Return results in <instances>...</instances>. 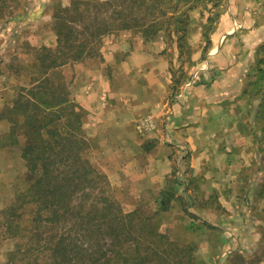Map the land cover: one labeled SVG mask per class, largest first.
Segmentation results:
<instances>
[{
    "label": "rangeland",
    "instance_id": "obj_1",
    "mask_svg": "<svg viewBox=\"0 0 264 264\" xmlns=\"http://www.w3.org/2000/svg\"><path fill=\"white\" fill-rule=\"evenodd\" d=\"M73 1L0 0V264H56L52 251L44 248V239L35 242L25 229L32 208L23 210L21 225L24 227L20 231L10 229L4 220L7 215H3V210L14 201L18 190L29 184L20 155V146L26 138L19 130L17 145L12 137L5 136L11 126L5 107L15 97L19 86L29 88L32 84V73L37 69L31 65L36 61L40 47L48 42L51 48L55 47L54 29L60 26V17L56 16L58 10L72 8ZM187 13L189 18L183 40H178L181 34L176 35L171 30L172 25L147 39L137 31H116L104 35L96 43L95 51L101 53L100 57L84 60L85 63L99 62L104 52L111 55L121 52V55L120 49L123 47L126 52L134 41L153 42L154 51L168 62L169 100L171 96L180 99L189 87L211 82L217 75L216 70L221 81L231 79L226 86L234 96L238 97L235 93L240 90L245 92L238 101L242 118H238L237 123L234 121V126L239 129L236 128V132L232 129L233 135L228 133L225 137L227 141L235 139L239 145L236 156L240 159L232 180L227 177L229 181L221 180V184L212 189L208 185L202 186L195 193L199 181L192 178L194 168H198L197 160L193 162L194 151L186 142L168 138L166 145L175 149L171 183L177 187L176 193L183 192L187 200L190 197V202L195 195L204 207L190 212L183 205L186 224L192 233L178 229L175 225L178 221L173 218L165 222L154 215V220L159 223L160 233L166 232L176 243L192 247L197 264H264V0H198ZM89 24L91 19L85 17L67 21L64 27L71 25L72 30L78 32L82 27L91 28ZM217 57L223 60H216ZM85 63L71 62L60 68L74 101V81L85 70ZM220 70L224 74H220ZM226 71L231 75L227 76ZM57 114L52 124L62 125L64 121ZM162 118L157 127L149 119L152 127L146 130L160 129L161 122L164 127L167 119ZM69 128L73 130V126L69 125ZM83 135L91 159L92 148L99 145L92 129H84ZM246 159H250V165H244ZM109 189L112 197L120 202L110 183ZM180 220L184 222V219ZM41 230L46 239L58 232L49 224H44ZM180 235H185L189 242ZM146 247L143 244L140 248L146 251ZM156 248L158 251L167 249L163 244Z\"/></svg>",
    "mask_w": 264,
    "mask_h": 264
},
{
    "label": "trees",
    "instance_id": "obj_2",
    "mask_svg": "<svg viewBox=\"0 0 264 264\" xmlns=\"http://www.w3.org/2000/svg\"><path fill=\"white\" fill-rule=\"evenodd\" d=\"M197 1L74 0L72 8L58 10L55 47H40L31 65L37 69L32 84L19 86L7 103L11 126L5 136L17 145L19 130L26 138L20 155L29 184L3 210L4 220L10 229L20 231L23 210L32 208L25 229L35 242L44 239V248L52 251L56 264H197L192 247L158 231L154 214L127 211L112 197L107 176L87 154L82 125L85 110L70 98L60 69L100 57L96 43L116 31H137L147 39L172 25L171 30L181 34L178 40H183L187 10ZM85 17L91 19V28L76 32L71 25L64 27L67 21ZM57 112L62 125L52 124ZM44 224L57 234L46 239L41 230ZM143 244L146 251L140 248ZM159 244L167 249L158 251Z\"/></svg>",
    "mask_w": 264,
    "mask_h": 264
},
{
    "label": "crops",
    "instance_id": "obj_3",
    "mask_svg": "<svg viewBox=\"0 0 264 264\" xmlns=\"http://www.w3.org/2000/svg\"><path fill=\"white\" fill-rule=\"evenodd\" d=\"M152 43L134 41L126 52L120 49L121 55L104 52L99 62L85 63V70L74 81L75 100L85 110L83 128L92 129L99 145L92 148L90 161L107 176L121 205L154 214L165 222L173 218L178 229L192 233L183 205L190 212L204 206L195 195L190 202L183 192L176 193L177 187L171 183L175 149L165 141L176 139L192 147L193 162L198 163L192 174L199 181L195 193L202 186L212 189L227 177L232 180L240 159L236 156L239 145L225 137L239 129L234 121L242 118L238 101L244 91L234 96L226 86L231 79L221 81L216 70L211 82L189 87L180 99L171 96L169 100L168 62L154 51ZM44 46L52 45L48 42ZM225 73L231 75L230 71ZM163 116L167 121L157 129ZM144 119L152 120L155 130H146L141 124ZM249 160L244 165H250Z\"/></svg>",
    "mask_w": 264,
    "mask_h": 264
},
{
    "label": "built area",
    "instance_id": "obj_4",
    "mask_svg": "<svg viewBox=\"0 0 264 264\" xmlns=\"http://www.w3.org/2000/svg\"><path fill=\"white\" fill-rule=\"evenodd\" d=\"M141 124L146 129H150L152 127V123L150 122L149 119H144Z\"/></svg>",
    "mask_w": 264,
    "mask_h": 264
}]
</instances>
